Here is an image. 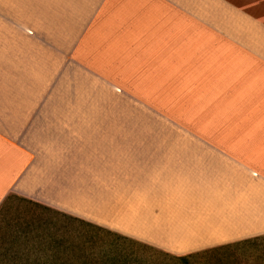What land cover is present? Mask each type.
<instances>
[{"label":"crops","instance_id":"1","mask_svg":"<svg viewBox=\"0 0 264 264\" xmlns=\"http://www.w3.org/2000/svg\"><path fill=\"white\" fill-rule=\"evenodd\" d=\"M50 210L105 262L264 242V0H0V230Z\"/></svg>","mask_w":264,"mask_h":264},{"label":"trees","instance_id":"2","mask_svg":"<svg viewBox=\"0 0 264 264\" xmlns=\"http://www.w3.org/2000/svg\"><path fill=\"white\" fill-rule=\"evenodd\" d=\"M47 213L37 219H25L22 230H0V264L109 262L93 252L96 243L101 240V230L94 224L53 210ZM103 232L105 234L106 230ZM177 258L189 261L187 256Z\"/></svg>","mask_w":264,"mask_h":264},{"label":"rangeland","instance_id":"3","mask_svg":"<svg viewBox=\"0 0 264 264\" xmlns=\"http://www.w3.org/2000/svg\"><path fill=\"white\" fill-rule=\"evenodd\" d=\"M116 218L109 216L103 222L112 226ZM106 264H264V242H251L243 247L226 246L207 250L189 256V261H181L177 257L146 248L131 247L128 250L125 248L123 252L113 257V262Z\"/></svg>","mask_w":264,"mask_h":264}]
</instances>
